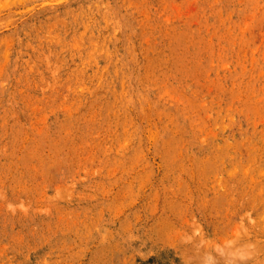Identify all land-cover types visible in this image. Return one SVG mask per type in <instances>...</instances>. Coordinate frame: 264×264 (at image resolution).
I'll use <instances>...</instances> for the list:
<instances>
[{
	"label": "rangeland",
	"instance_id": "rangeland-1",
	"mask_svg": "<svg viewBox=\"0 0 264 264\" xmlns=\"http://www.w3.org/2000/svg\"><path fill=\"white\" fill-rule=\"evenodd\" d=\"M0 264H264V0H0Z\"/></svg>",
	"mask_w": 264,
	"mask_h": 264
}]
</instances>
